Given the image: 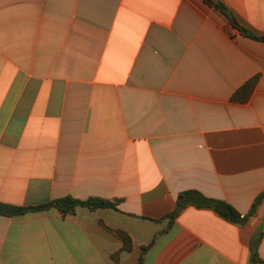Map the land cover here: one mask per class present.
Instances as JSON below:
<instances>
[{
    "label": "crops",
    "instance_id": "obj_1",
    "mask_svg": "<svg viewBox=\"0 0 264 264\" xmlns=\"http://www.w3.org/2000/svg\"><path fill=\"white\" fill-rule=\"evenodd\" d=\"M221 1L264 37V0ZM190 190L264 192V42L204 0H0V202L117 201L0 214V264H264V202L170 223Z\"/></svg>",
    "mask_w": 264,
    "mask_h": 264
},
{
    "label": "trees",
    "instance_id": "obj_2",
    "mask_svg": "<svg viewBox=\"0 0 264 264\" xmlns=\"http://www.w3.org/2000/svg\"><path fill=\"white\" fill-rule=\"evenodd\" d=\"M209 6L213 7L219 13H221L224 18L228 21V23L235 29H238L240 33L246 37L262 41L264 42L263 36H258L253 34L244 26L240 25L231 10L223 3L221 0L214 1V0H204ZM251 94V90L247 87H244L241 91H239L235 98L240 102H246ZM264 202V192H262L253 205V208L248 215H241L231 204L223 201L217 200L213 198H208L203 195L201 192L196 190L186 191L180 194L176 207L172 213H170L166 218L170 220L172 223L180 214V212L189 207L194 206L196 208H208L214 210L223 218L227 219L230 222L236 223L241 227H244L251 217L256 215L258 208ZM78 207H86L92 211L101 209V208H112L117 209V201L106 200L103 198L98 197H91L86 200H79L70 196L57 198L51 200L48 203L39 205V206H28V207H20V206H13L9 204H4L0 202V214L4 216L10 217H17L22 216L27 213H36L42 212L49 209H57L61 211L63 214H75ZM118 236L123 240L124 249L130 250L132 247V240L131 237L122 231L117 232ZM253 264L260 262L261 260L258 258L255 248L253 249V257H252ZM140 264H143L142 260Z\"/></svg>",
    "mask_w": 264,
    "mask_h": 264
},
{
    "label": "water",
    "instance_id": "obj_3",
    "mask_svg": "<svg viewBox=\"0 0 264 264\" xmlns=\"http://www.w3.org/2000/svg\"><path fill=\"white\" fill-rule=\"evenodd\" d=\"M214 1H218V0H214Z\"/></svg>",
    "mask_w": 264,
    "mask_h": 264
}]
</instances>
